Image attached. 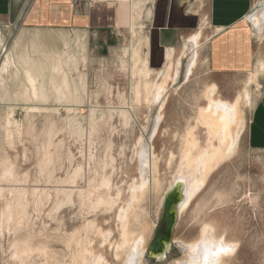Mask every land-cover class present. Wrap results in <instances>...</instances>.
Listing matches in <instances>:
<instances>
[{
    "label": "rangeland",
    "instance_id": "obj_1",
    "mask_svg": "<svg viewBox=\"0 0 264 264\" xmlns=\"http://www.w3.org/2000/svg\"><path fill=\"white\" fill-rule=\"evenodd\" d=\"M135 28L110 42L0 24V66L7 54L12 59L0 82V264H124L139 237V264H176L206 227L232 244L224 264H264V155L247 142L252 110L264 91V55L257 50L249 70L215 72L205 28L188 74L185 40L172 47L173 61L182 58L180 72L174 74L173 63L154 99L166 57L160 67H149L146 20ZM254 34L258 49L261 37ZM209 100L238 103L242 126L235 149L225 151L206 176L198 173L196 191L172 224L171 247L163 258H151L162 200L182 153L192 142L204 150L218 147L203 116ZM2 163L12 167L8 175ZM124 227L133 239L122 244Z\"/></svg>",
    "mask_w": 264,
    "mask_h": 264
},
{
    "label": "crops",
    "instance_id": "obj_2",
    "mask_svg": "<svg viewBox=\"0 0 264 264\" xmlns=\"http://www.w3.org/2000/svg\"><path fill=\"white\" fill-rule=\"evenodd\" d=\"M0 0V24L22 29L57 30L90 37L122 40L130 28L146 20V61L158 68L167 50L207 28L209 67L215 72H242L254 66L256 51L264 55V0ZM257 1V2H256ZM140 19H133V5ZM254 4H256L254 6ZM263 17L260 31L250 14ZM148 16V17H147ZM249 16V17H248ZM136 17V16H135ZM135 23V24H134ZM206 27H204V26ZM261 39L256 48L255 34ZM250 149L264 155V91L253 107L247 127Z\"/></svg>",
    "mask_w": 264,
    "mask_h": 264
},
{
    "label": "bare ground",
    "instance_id": "obj_3",
    "mask_svg": "<svg viewBox=\"0 0 264 264\" xmlns=\"http://www.w3.org/2000/svg\"><path fill=\"white\" fill-rule=\"evenodd\" d=\"M138 4L139 3L134 4L133 8H132L134 11L133 19H137V20H139L140 16H141V15H139L140 13L137 12L138 11L137 9H140ZM255 5L256 4H254V6ZM258 12H259V10L250 14L249 19H251L250 22L253 24L254 29H256L257 31H260V28H262L261 25H263L261 22L263 15L260 14L261 12L260 13H258ZM200 35H201V31H198L193 36H191L187 40H185L184 43L182 44L183 49L181 50L182 53L181 52L180 53L182 55L184 54L187 58L186 66H185L186 74L189 73L192 65H194L195 58H196V48L198 47V39H199ZM0 42H1V37H0ZM15 43H17V42H15ZM145 49H146V47H145ZM20 52H22V51H20ZM17 53H18V51H17ZM133 59H134V62H136L138 60V53L136 50L133 53ZM11 60L12 59L7 54L4 62L0 66V82L1 83L4 81L3 80V74H7L9 69H10V66L12 65ZM175 62H177V63H176V65H174L175 66L174 74L177 76L178 73L180 72L179 71V69H180L179 65L182 63V58L175 60ZM175 62L173 61V50L172 49L167 50L164 69L162 71L160 70L161 73H159L162 75L161 78L163 77V79H162L163 81H160V82H162L161 84L155 85L154 89L151 91V93H152L151 95L154 99L158 98L161 95V93H163L162 91L164 88V82H166L165 80L169 77L170 68L172 67L173 63H175ZM23 63H24V66H22L23 68H21V69L24 70L23 74L25 75V78L27 79L26 82H29V83H27V85L30 84V86L33 90V91L31 90V92L34 94L35 90H34L33 75L31 73V70L29 69L30 67L27 64V62L25 60H23ZM34 64H35V61H34ZM259 67H261V66H259ZM14 68H16V67H14ZM255 74H256V72H255ZM4 79H6V78H4ZM54 80H56V79H54ZM64 81H65V79H64ZM64 84H65V82H64ZM152 86H153V84H152ZM209 103H210V108L208 109L209 111L207 110V112L204 113L203 116H204L205 122L210 127L212 135H215L217 137L216 141L218 142V147H216V148L211 147L209 149L204 150V149L199 148L198 143L192 142L190 147H188V149H186V151L184 153H182L181 163H180L179 169L174 176L173 182L171 183V186H170L168 192L166 193L168 195L163 198L164 200H162L163 203H165L164 208L162 207L163 213L165 210V214L163 215V217L159 223V226L157 228L158 232L156 235V239L154 240V242L151 245V249H152L151 254H155V257L157 259L163 258L166 255V251L168 250V248L171 247L170 235H171V231H172V224L174 222L175 216H177L178 213H180L183 210L184 206L186 205V203L188 202V200L190 199L192 194L196 191V189L198 187V183H199V179H197L198 173H200V176L201 175L206 176V174H208V172L215 166V164H218V162H220L221 160L224 159L225 155L227 154V152L225 153V151L230 150V149L234 150L235 146H236L237 138L239 135V129L242 126L241 125L242 123L240 121L238 103L235 102L233 104H227L226 102H222L220 100L216 101V102L209 100ZM158 120L159 119L157 117L154 121L152 134H154V132L156 130V126L159 123ZM13 127L15 128V126H13ZM4 128H5V126H4ZM6 130H5V132H6ZM15 130H16V128H15ZM3 131H4V129H3ZM20 131H21V129H20ZM142 148H144V146ZM145 154L146 153L143 150L140 152V159L139 160L141 163H143V161L146 160ZM7 164H9V163H7ZM9 165H7V166H9ZM1 166H3L4 168L6 167L3 165V163ZM9 167H10V169L12 168L11 166H9ZM144 167H145V165H144ZM10 169L6 170V168H5L6 171L3 174L8 175L6 173L13 170V169L12 170H10ZM9 174H11V173H9ZM4 175H2V176L4 177ZM6 178H7V176H6ZM8 178H9V176H8ZM142 183L144 184L145 182H142ZM182 195H184V196H182ZM182 198H183V201H182V203H180ZM171 204H172V206H171ZM170 206H171V209H170ZM7 214H8V212H7ZM120 215H122V214H119L118 216H120ZM124 217H125V214H124L123 218H121V216H120V218L123 219L122 223H124ZM126 217H128V216H126ZM120 218H118V219H120ZM122 223H121V225H122ZM126 223H127V221H125V224H123V225H126ZM124 228L126 230V227H124ZM212 229L210 227H206L205 231H203V233L200 235V238L196 242L191 243L190 245H188L186 247L187 251L189 252L186 259L184 261L177 262L176 264H217L218 260H219L220 264H224L223 258L225 256H227L228 252L230 251L232 244L231 245L227 244V242H225L226 240L223 238H217L212 233ZM124 234H125L124 236H125L126 240L122 244H125V242H128V241L133 239L132 235L129 231H127V230L124 231ZM139 235H138V237H139ZM142 240H143L142 237H139L138 239L133 240V245L130 248V250L128 251V253L126 254L125 261L123 262L124 264H139V261H140L139 258H140L141 252H142V244H143L142 242H144ZM26 244H24V246ZM182 245H184V244H182ZM226 245H227V247H226ZM233 248H234V246H233ZM27 250L28 249L25 246V249L21 253L24 254L27 252ZM122 259H123V257H122ZM22 261H24V258ZM23 264H24V262H23Z\"/></svg>",
    "mask_w": 264,
    "mask_h": 264
},
{
    "label": "water",
    "instance_id": "obj_4",
    "mask_svg": "<svg viewBox=\"0 0 264 264\" xmlns=\"http://www.w3.org/2000/svg\"><path fill=\"white\" fill-rule=\"evenodd\" d=\"M167 195H168V194H166V196H167ZM164 204H165V203H163V208H164ZM171 206H172V204H171ZM171 206H170V209H171ZM164 214H165V210H164L163 215H164ZM155 239H156V237H155ZM148 253H149V255H150L149 257H151V258H156L155 256H152V255H151L150 251H149Z\"/></svg>",
    "mask_w": 264,
    "mask_h": 264
},
{
    "label": "clouds",
    "instance_id": "obj_5",
    "mask_svg": "<svg viewBox=\"0 0 264 264\" xmlns=\"http://www.w3.org/2000/svg\"><path fill=\"white\" fill-rule=\"evenodd\" d=\"M226 247H227V245H226ZM232 251L234 252V251H235V249H232ZM217 264H220L219 260L217 261Z\"/></svg>",
    "mask_w": 264,
    "mask_h": 264
}]
</instances>
